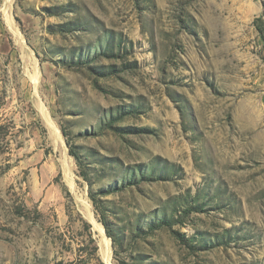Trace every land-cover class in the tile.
<instances>
[{"label":"rangeland","instance_id":"1","mask_svg":"<svg viewBox=\"0 0 264 264\" xmlns=\"http://www.w3.org/2000/svg\"><path fill=\"white\" fill-rule=\"evenodd\" d=\"M0 264H264V0H0Z\"/></svg>","mask_w":264,"mask_h":264},{"label":"bare ground","instance_id":"2","mask_svg":"<svg viewBox=\"0 0 264 264\" xmlns=\"http://www.w3.org/2000/svg\"><path fill=\"white\" fill-rule=\"evenodd\" d=\"M60 138H62V137H60ZM70 184H72V183H70ZM85 203V202H84ZM85 205V204H84ZM83 205V206H84ZM85 207V206H84ZM87 210H88V208H87ZM90 211V210H89ZM89 214H91V213H89ZM93 215V214H92ZM92 215H90V219L92 220V222H93V224H94V226H95V228H97L100 232H101V234L104 236V240H108L107 238H106V236H105V234H104V229H103V227L93 218L94 216H92ZM108 243L107 244H109V240L107 241Z\"/></svg>","mask_w":264,"mask_h":264}]
</instances>
